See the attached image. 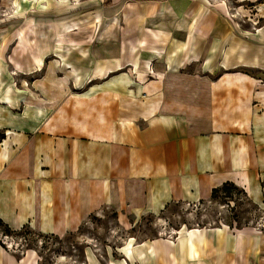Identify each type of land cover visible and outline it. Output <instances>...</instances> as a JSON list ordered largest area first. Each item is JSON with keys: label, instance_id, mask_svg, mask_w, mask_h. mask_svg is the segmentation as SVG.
<instances>
[{"label": "crops", "instance_id": "0c3cea01", "mask_svg": "<svg viewBox=\"0 0 264 264\" xmlns=\"http://www.w3.org/2000/svg\"><path fill=\"white\" fill-rule=\"evenodd\" d=\"M19 1L18 18L0 22L9 43L20 20L23 44L10 62L0 53V219L11 230L62 238L103 208L127 228L224 183L264 211V0H48L29 13ZM225 1L263 23H239ZM9 63L37 75L16 86ZM0 264L39 263L1 242ZM84 264H264V232L181 227Z\"/></svg>", "mask_w": 264, "mask_h": 264}, {"label": "rangeland", "instance_id": "374dc122", "mask_svg": "<svg viewBox=\"0 0 264 264\" xmlns=\"http://www.w3.org/2000/svg\"><path fill=\"white\" fill-rule=\"evenodd\" d=\"M32 5L29 12H35L44 7H51V1L48 0H28ZM63 2L73 6L80 4L81 0H63ZM230 9L231 16L236 18L239 23L249 20L255 25L262 24L263 20L258 19L257 12H250L249 16H244L236 11L238 8L235 3L224 2ZM252 11V7H246ZM22 9L19 0H0V22L9 18H18V12ZM232 18V17H231ZM232 18V19H233ZM11 22V21H9ZM15 23V32L10 36H15L14 40L9 43L0 40V53L5 57L10 52V46L19 50L23 49V44L18 34L20 20H13ZM12 22V23H13ZM3 24V22H1ZM99 28H94L97 31ZM96 33V32H94ZM9 36V37H10ZM87 40L93 41L94 37H86ZM11 40V39H9ZM10 62V58L5 57ZM9 68L15 74V85L19 86L22 79L29 78L33 80L37 74L28 72L27 65L10 64ZM144 68L148 72L152 71L151 62H146ZM26 80V79H25ZM224 224L233 228L257 227L261 233L264 232V211L255 208L244 191L239 188L231 192V197H226L220 193L216 198L194 203V204H172L160 215L144 216L137 219L132 226L123 228L117 221L116 214L107 208H103L95 214H92L74 234H67L62 238L41 235L33 232L28 228L22 229L19 236L7 237L0 232V239L18 255H27L33 251L38 259L39 264H84L85 254L94 253L100 259L106 258L107 253L117 257L118 249L128 240L133 238L136 241L147 240L153 237H171L181 227H201L215 226Z\"/></svg>", "mask_w": 264, "mask_h": 264}, {"label": "trees", "instance_id": "16d2710c", "mask_svg": "<svg viewBox=\"0 0 264 264\" xmlns=\"http://www.w3.org/2000/svg\"><path fill=\"white\" fill-rule=\"evenodd\" d=\"M234 190L239 191V187L235 186L232 183H224L222 186L212 190L210 200L216 198V196L220 193H224L226 197H231V192ZM0 232L2 233L3 236H7V237L19 236L21 234V230L20 231L11 230L1 219H0ZM1 242L2 240L0 239V243Z\"/></svg>", "mask_w": 264, "mask_h": 264}, {"label": "built area", "instance_id": "2783aa9c", "mask_svg": "<svg viewBox=\"0 0 264 264\" xmlns=\"http://www.w3.org/2000/svg\"><path fill=\"white\" fill-rule=\"evenodd\" d=\"M175 234V233H174ZM172 237V236H171Z\"/></svg>", "mask_w": 264, "mask_h": 264}]
</instances>
